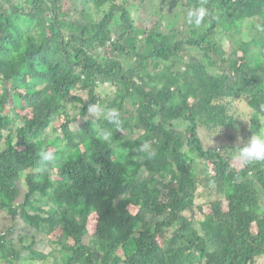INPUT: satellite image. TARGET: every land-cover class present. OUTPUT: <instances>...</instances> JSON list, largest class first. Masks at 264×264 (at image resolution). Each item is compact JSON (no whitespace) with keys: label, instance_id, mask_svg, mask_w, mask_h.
Wrapping results in <instances>:
<instances>
[{"label":"trees","instance_id":"trees-1","mask_svg":"<svg viewBox=\"0 0 264 264\" xmlns=\"http://www.w3.org/2000/svg\"><path fill=\"white\" fill-rule=\"evenodd\" d=\"M127 2L0 0V209L33 228L20 249L0 235V259L259 264L264 162L245 165L232 148L252 135L237 99L257 113L264 104V0H179L144 40ZM201 6L208 16L189 24L187 11ZM124 56L134 59L128 68ZM71 97L81 104L74 114ZM95 101L121 113L111 145L96 138L107 121L88 117ZM226 134L232 143L218 141ZM145 140L153 160L137 152ZM47 150L58 159L41 172ZM45 230L57 232L60 261L35 248Z\"/></svg>","mask_w":264,"mask_h":264},{"label":"rangeland","instance_id":"rangeland-1","mask_svg":"<svg viewBox=\"0 0 264 264\" xmlns=\"http://www.w3.org/2000/svg\"><path fill=\"white\" fill-rule=\"evenodd\" d=\"M2 1V0H1ZM4 1V0H3ZM122 3H126V0H119ZM179 0H147L143 5H137L134 2L130 1L127 2V7L130 10L131 18L135 21V26L144 29V31L139 33L138 38H144L148 35L150 31H154L159 21H167L166 16H169L170 14L174 15V12L176 11L177 6L176 3ZM13 3H19L21 0H12ZM181 5V4H180ZM4 6H8V4L5 3ZM91 8V13L93 14L95 19H99L101 16H103V13L100 11H97L96 8ZM165 15L162 19L160 16ZM186 22V21H185ZM182 27V23L180 25V28ZM120 28L119 24H114L112 27V30L114 32L113 37L118 39V33H116ZM188 29V28H187ZM190 29V28H189ZM188 31V30H187ZM181 35L179 36V38ZM136 47L139 52L146 54L150 51V47L148 43L142 41H138L136 43ZM226 49H227V55L223 57V59H229L231 57V53L235 49V47L231 43H226ZM97 51H100V49H97ZM181 53L185 55V59L191 57V54H195L193 46L190 45L186 48H183L181 50ZM236 58V57H234ZM122 64L128 68L130 65L134 63V59L122 57L121 58ZM221 63V62H220ZM227 65H229V61L226 62ZM224 62L221 63V67L225 66ZM218 68V67H216ZM152 69V67H149L148 71ZM220 69V68H219ZM154 70V68L152 69ZM109 86V85H106ZM76 94L78 92H75ZM110 98H113L111 96ZM237 103L239 106V113L242 115V117L246 114L248 110H252V108L248 105V103L242 98L239 97L237 99ZM129 105H134V101L129 102ZM76 106H81V104L74 98L71 97L68 103L69 110L71 111V114H74L77 112ZM247 123V122H246ZM77 124V123H76ZM76 126V125H75ZM77 127V126H76ZM218 141L223 144H230L234 140H231V138L226 134L223 136H220L218 138ZM210 143V142H209ZM209 143L205 142V147H208ZM4 147V145L2 146ZM1 147V148H2ZM236 154V153H235ZM203 198H196L197 202H201ZM31 229L32 226L30 225V221L23 220L20 216L15 217L14 215H11L7 213L6 211L0 209V235L1 236H8L9 238H13L15 242V246L17 249H20L23 245H29L31 242ZM56 233H49L45 230L44 233L37 234L36 236V244L35 248L37 251H41L43 253H49L50 256L54 255L56 256L57 260L60 261L63 257L62 253H56V249H58V246L56 244L57 237ZM24 238V243L20 242V239ZM28 253V250H23V254L26 255ZM23 261L21 264H24ZM0 264H14L6 262L5 259H0ZM259 264H264V257L259 259Z\"/></svg>","mask_w":264,"mask_h":264},{"label":"clouds","instance_id":"clouds-1","mask_svg":"<svg viewBox=\"0 0 264 264\" xmlns=\"http://www.w3.org/2000/svg\"><path fill=\"white\" fill-rule=\"evenodd\" d=\"M208 16V12L205 7L201 6L195 9L187 11L186 18L189 24L199 26L205 18ZM84 103L88 100L83 98ZM88 117L93 120H106L111 127H100L99 125L95 129L96 138L107 144H112L114 133H123V120L121 113L116 109H109L99 102L90 103L87 108ZM240 120L248 123L249 128L252 130V135L245 140L242 136H238L239 143L236 145L237 159L245 165L264 162V104L259 106V113L255 110H248L246 114L237 116ZM256 125V129L253 130L252 125ZM138 154L141 159L153 160L157 156V149L154 147L151 141L145 140L140 143ZM58 159L57 155L51 151H42L40 153V167L39 171L44 172L47 170V166L53 164ZM264 257V256H263Z\"/></svg>","mask_w":264,"mask_h":264}]
</instances>
